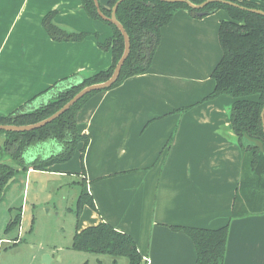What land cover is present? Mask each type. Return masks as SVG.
<instances>
[{
	"label": "crops",
	"instance_id": "0c3cea01",
	"mask_svg": "<svg viewBox=\"0 0 264 264\" xmlns=\"http://www.w3.org/2000/svg\"><path fill=\"white\" fill-rule=\"evenodd\" d=\"M107 1L98 0L103 6ZM249 1L264 7V0ZM52 10L58 25L90 34L79 41L52 40L41 24ZM224 19V10L198 17L178 9L161 27L150 67L92 94L75 114L78 132L89 141L83 152L77 145L74 155H82V191L94 204L83 206L78 229L106 222L130 235L140 264H197L191 238L171 226L223 225L228 232L222 264H264V211L231 216L242 171L229 118L234 98L205 99L222 55L218 27ZM111 34L110 26L86 15L80 0H0V115L55 83L25 106L37 108L82 77L107 69L111 50L99 42ZM242 142L257 143L247 137ZM44 145L62 152L59 144Z\"/></svg>",
	"mask_w": 264,
	"mask_h": 264
},
{
	"label": "trees",
	"instance_id": "16d2710c",
	"mask_svg": "<svg viewBox=\"0 0 264 264\" xmlns=\"http://www.w3.org/2000/svg\"><path fill=\"white\" fill-rule=\"evenodd\" d=\"M116 1L108 0L106 7L100 5L102 13L109 16L111 7ZM189 1L197 4L204 0ZM230 1L246 8L264 10L262 5L249 0ZM80 2L88 17L101 20L93 0H80ZM178 9H186L190 14L198 17L217 10H224L228 15V19L219 23L218 40L222 55L210 73L214 80V88L205 99H214L220 95L234 98L229 118L232 131L241 148L242 171L233 199L231 216L241 217L262 212L264 211V132L260 114L264 104V15L218 1L209 2L201 9L195 10L184 2L123 0L117 6L115 16L128 34L130 51L116 81L109 88L130 76L145 72L150 67L160 40L161 27L172 19ZM55 16L56 11L52 10L41 19L42 26L52 40L79 41L90 34L58 25L54 21ZM104 23L112 30L109 38L102 43L99 42L101 48L111 50V64L107 69L82 77L79 83L58 92L52 100L37 108L25 109L34 98L54 87V83L10 113L0 115V124L23 125L40 121L58 110L85 85L107 79L122 54L123 37L114 24L106 20ZM97 91L87 93L68 110L42 127L22 132L0 130V135L5 136L3 144L0 145V198L4 187L8 185L7 181L18 171L6 163L7 159L23 171L29 168L48 170L56 163L70 160L81 140L83 146L80 151H84L89 137L78 132L75 114ZM253 96L255 99L252 98ZM244 137L257 143L244 145L242 142ZM48 140L61 143L62 152L42 160L36 159L32 162L24 160L23 155L31 145ZM80 159V172L83 174L82 155ZM85 205L94 209L91 196L82 191L76 202L77 217ZM20 220L21 209L9 220L7 227L19 224ZM171 228L182 229L191 238L196 251L197 264L223 263L227 225L213 229L190 226H171ZM71 247L114 257L125 256L129 264H140L141 261L134 239L106 222L87 226L81 230L77 225ZM113 263L116 264V259Z\"/></svg>",
	"mask_w": 264,
	"mask_h": 264
},
{
	"label": "rangeland",
	"instance_id": "374dc122",
	"mask_svg": "<svg viewBox=\"0 0 264 264\" xmlns=\"http://www.w3.org/2000/svg\"><path fill=\"white\" fill-rule=\"evenodd\" d=\"M37 52L31 54L32 64ZM78 146H83L82 140ZM80 165V157L73 155L67 168L56 163L48 170L15 173L0 198V264H114V259L116 264H129L125 256L71 247L79 221L76 202L85 183ZM20 209V223L7 227ZM45 253L52 260L44 261Z\"/></svg>",
	"mask_w": 264,
	"mask_h": 264
},
{
	"label": "water",
	"instance_id": "95a60500",
	"mask_svg": "<svg viewBox=\"0 0 264 264\" xmlns=\"http://www.w3.org/2000/svg\"><path fill=\"white\" fill-rule=\"evenodd\" d=\"M121 1H123V0H117L114 3V5L112 6V9H111L110 16L108 17V16H105L101 12L98 0H93L99 16L103 19L110 21L112 24H114L117 27V29L120 31V33L123 37V51H122L120 58L116 62L111 75L107 79H105L104 81L85 85L78 92H76L67 102H65L58 110H56L54 113H52L51 115H49L48 117H46L40 121H37L35 123H31V124H23V125L0 124V130L22 132V131H29V130H33V129L42 127V126L46 125L47 123L51 122L52 120H54L55 118H57L58 116H60L66 110H68L76 101H78L81 97H83L87 93H89L91 91H97V90L109 88L116 81V79L120 73L121 67H122L125 59L127 58L128 54H129V51H130V40H129L128 34H127L125 28L123 27V25L115 17L116 8ZM161 1L184 2L190 8L195 9V10L201 9L202 7H204L209 2L218 1V2H222V3H226L229 5H233V6H237V7L246 9L250 12H254V13L264 15V10L256 9V8H246V7L240 6L237 3L232 2L230 0H204V1L197 3V4L192 3L189 0H161ZM198 14H200V13L198 12ZM260 116H261V121H262V129L264 132V104H263ZM7 161H10V160L7 159L6 163H7ZM12 180H13V177H11L7 181V184H9Z\"/></svg>",
	"mask_w": 264,
	"mask_h": 264
},
{
	"label": "flooded vegetation",
	"instance_id": "af4514ba",
	"mask_svg": "<svg viewBox=\"0 0 264 264\" xmlns=\"http://www.w3.org/2000/svg\"><path fill=\"white\" fill-rule=\"evenodd\" d=\"M161 1V0H160ZM122 2V1H121ZM120 2V3H121ZM101 4H99V6H100ZM114 5V4H113ZM119 5V4H118ZM107 6V4L105 5V7ZM111 9H112V7H111ZM117 9V8H116ZM101 10V9H100ZM102 12V11H101ZM116 12V11H115ZM111 13V12H110ZM99 15V14H98ZM106 16V15H105ZM110 16V15H109ZM108 16V17H109ZM116 17V16H115ZM101 18V17H100ZM96 20H99V19H96ZM104 20H106V19H103V18H101V20H99V21H101V22H104ZM106 21H108V20H106ZM108 22H110V21H108ZM48 143V142H50V143H53V145L54 144H59L60 146H61V148H62V144L61 143H55L54 141H51V140H48V141H40V142H37L36 144H34V145H31L27 150H26V152H25V154L23 155V158H24V160L26 161V162H32V161H34V160H36V159H39V160H42V159H45V158H47V157H50V156H53V155H56V154H58V153H52V151L55 149V148H53V150L52 149H50L49 147H46V145H44V143ZM49 151V152H48ZM54 151H56V150H54ZM46 152H48V154H45ZM61 153V152H60ZM43 156V157H42ZM45 157V158H44ZM27 159V160H26ZM30 161H29V160Z\"/></svg>",
	"mask_w": 264,
	"mask_h": 264
}]
</instances>
